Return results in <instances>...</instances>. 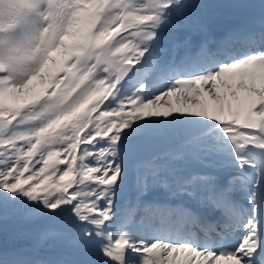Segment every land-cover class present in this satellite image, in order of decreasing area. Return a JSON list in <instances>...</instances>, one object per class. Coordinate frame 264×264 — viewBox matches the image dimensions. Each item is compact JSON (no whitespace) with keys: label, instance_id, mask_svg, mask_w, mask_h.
I'll use <instances>...</instances> for the list:
<instances>
[{"label":"snow or ice","instance_id":"snow-or-ice-1","mask_svg":"<svg viewBox=\"0 0 264 264\" xmlns=\"http://www.w3.org/2000/svg\"><path fill=\"white\" fill-rule=\"evenodd\" d=\"M187 8L0 0V222L39 220L81 257L0 264H264V12L164 61ZM156 188L181 205L145 200Z\"/></svg>","mask_w":264,"mask_h":264},{"label":"rangeland","instance_id":"rangeland-1","mask_svg":"<svg viewBox=\"0 0 264 264\" xmlns=\"http://www.w3.org/2000/svg\"><path fill=\"white\" fill-rule=\"evenodd\" d=\"M259 9H261L260 7H257ZM215 11V10H214ZM199 14V13H198ZM197 14V16H198ZM216 27V26H214ZM218 30V29H216ZM186 34V33H185ZM185 36L182 31L178 32V33H169V34H165L164 35V39L161 40L159 42V44L157 45L158 48H163V49H166L165 52H162L160 55L161 57H164V56H167L169 55V52H168V49H167V40L170 39V38H173L174 40H178L181 42V39L182 37ZM165 145L163 144H160L158 147H156L154 150L156 151H162L164 149ZM39 167V166H37ZM195 171H200V170H197V169H194L193 167H189L187 166L186 167V172H195ZM29 173H25V177L28 175ZM149 182L151 183V177H149ZM132 184V174L130 173L129 174V179H128V182H127V185L123 191V193L120 195V197L118 198V206L120 205H123V202L126 200V199H130L131 196L134 194V192L132 190L130 191H127L130 186ZM155 191H157L161 196L159 198V203L162 202H166L167 199H171L173 198V202L172 204L170 205L171 207L174 206L175 204V201H176V197H171L169 192L164 190V189H160V188H156V189H153ZM151 190V191H153ZM235 196L237 199H240V200H243V197H244V193L243 192H240V191H237L235 193ZM165 198V201L164 199ZM199 208V206H198ZM140 214H142L141 212H137V216H139ZM43 223V222H41ZM30 226V223L29 225ZM37 230H36V238H37V243L36 244H30L29 247H28V251L27 253L25 254L24 258H27V259H31L33 260L34 258H37L39 259V261H43V260H47V253L53 251V255L50 259V261H55V260H61V259H66V260H78L80 258L76 257V254L70 250V249H66L63 245L55 242V241H52V240H49L47 242H43L41 243L40 240H39V231L41 228L44 227L43 224L41 225H38L37 226ZM17 232H21V230L19 229ZM15 232L14 231H6V232H1L0 234L4 235L5 238H11L12 240H14L16 234H14ZM71 251V252H70ZM14 251H10L9 253H13ZM70 256V258H69Z\"/></svg>","mask_w":264,"mask_h":264},{"label":"bare ground","instance_id":"bare-ground-1","mask_svg":"<svg viewBox=\"0 0 264 264\" xmlns=\"http://www.w3.org/2000/svg\"><path fill=\"white\" fill-rule=\"evenodd\" d=\"M184 3L188 5L187 13H188V27L187 29L193 28V31L190 32V35H194L196 30L199 29H206V30H213L209 28L208 23L215 25L218 28H222L223 30H215L217 33H228L230 30L233 29L232 22L236 17L231 14V12H224L223 10L214 11L215 7L217 8L221 6L228 5L230 7V11L234 8H240L241 6H256L261 7L262 0H183ZM253 9V8H252ZM264 11V9L261 8ZM199 13V14H198ZM198 14V16H197ZM224 15L223 21L220 19L217 20V16ZM159 146V145H158ZM157 146V147H158ZM193 168L204 171L202 165L192 162ZM197 172V171H195ZM188 201V200H186ZM190 207L195 208L201 215H206V211L202 208H198V205L188 201ZM172 203L168 204L170 206ZM180 206L179 202H175L173 207Z\"/></svg>","mask_w":264,"mask_h":264},{"label":"trees","instance_id":"trees-1","mask_svg":"<svg viewBox=\"0 0 264 264\" xmlns=\"http://www.w3.org/2000/svg\"><path fill=\"white\" fill-rule=\"evenodd\" d=\"M30 223V226H28ZM44 223L36 220L33 222H25L20 219L10 218L6 223L0 222V233L6 231H14L16 234L14 240L11 238H5L4 235L0 234V252L3 251H16L20 253L23 257L28 251V247L31 243H37L36 230L37 226ZM45 226V225H44ZM21 232H17L18 230ZM78 258H81L80 255L73 251ZM53 255V251L47 253V260H50ZM70 258V256H69Z\"/></svg>","mask_w":264,"mask_h":264}]
</instances>
